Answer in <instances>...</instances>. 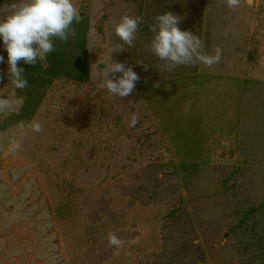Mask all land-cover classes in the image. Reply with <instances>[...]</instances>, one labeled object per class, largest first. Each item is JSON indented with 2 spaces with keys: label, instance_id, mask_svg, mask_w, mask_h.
I'll return each instance as SVG.
<instances>
[{
  "label": "rangeland",
  "instance_id": "obj_1",
  "mask_svg": "<svg viewBox=\"0 0 264 264\" xmlns=\"http://www.w3.org/2000/svg\"><path fill=\"white\" fill-rule=\"evenodd\" d=\"M73 3L76 37L20 61L24 89L0 42V264H264V0ZM166 11L220 62L161 71L147 44ZM124 15L134 45L109 54ZM108 54L140 77L130 96L101 86Z\"/></svg>",
  "mask_w": 264,
  "mask_h": 264
},
{
  "label": "clouds",
  "instance_id": "obj_2",
  "mask_svg": "<svg viewBox=\"0 0 264 264\" xmlns=\"http://www.w3.org/2000/svg\"><path fill=\"white\" fill-rule=\"evenodd\" d=\"M239 3L240 0H226L229 8H235ZM154 20L150 25L153 36L147 49L162 62L161 71L170 72L178 66L191 67L198 63L211 68L220 62L222 49L217 46L213 48V54H204L200 38L178 27L180 17L166 11L156 15ZM80 21L79 10L73 0H17L8 6L7 13L0 16V42L7 53L9 84L16 89H24L27 80L18 63L23 61L26 65L35 66L38 60H44L55 51L54 40L66 42L70 37H76L73 24ZM141 22L139 16H122L113 29L121 44L112 48L109 54L125 50L124 45L131 48ZM109 54L101 86L121 99L130 96L140 77L132 67L126 68L123 63L113 62ZM0 63H4L3 56H0ZM144 67L147 70V66ZM116 73H120L119 78H115ZM110 75L112 78H109ZM41 127L38 122L32 124L33 131L39 132ZM108 244L121 247L124 241L115 233H109Z\"/></svg>",
  "mask_w": 264,
  "mask_h": 264
},
{
  "label": "crops",
  "instance_id": "obj_3",
  "mask_svg": "<svg viewBox=\"0 0 264 264\" xmlns=\"http://www.w3.org/2000/svg\"><path fill=\"white\" fill-rule=\"evenodd\" d=\"M222 18H216L214 21H213V25L214 26H221V25H224L226 26L227 24H232L233 22H235L237 25H242L244 23V20L243 19H238V20H234L232 18H228V17H225L224 15L221 16ZM216 29V28H215ZM234 32V31H233ZM246 49H248L249 51V47H246ZM264 59V57H263ZM260 69V68H259ZM263 82V79L260 78L259 79V82L258 84H261Z\"/></svg>",
  "mask_w": 264,
  "mask_h": 264
}]
</instances>
